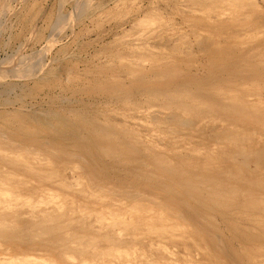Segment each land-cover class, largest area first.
I'll list each match as a JSON object with an SVG mask.
<instances>
[{
  "label": "bare ground",
  "instance_id": "bare-ground-1",
  "mask_svg": "<svg viewBox=\"0 0 264 264\" xmlns=\"http://www.w3.org/2000/svg\"><path fill=\"white\" fill-rule=\"evenodd\" d=\"M127 1L105 17L129 14ZM150 4L128 20L129 55L71 77L122 109L67 110L71 147L27 139L54 112L0 111V264H264V0ZM114 164L129 169L118 186Z\"/></svg>",
  "mask_w": 264,
  "mask_h": 264
},
{
  "label": "rangeland",
  "instance_id": "rangeland-1",
  "mask_svg": "<svg viewBox=\"0 0 264 264\" xmlns=\"http://www.w3.org/2000/svg\"><path fill=\"white\" fill-rule=\"evenodd\" d=\"M150 1L152 0H128L124 2V4H126L125 7L131 8L130 13L125 16L118 13L117 16L111 17L110 19L105 17L106 13L111 8H114L119 0H6V5L9 4V7L12 6L9 9L11 13L9 11L7 12L8 6H6L7 10H2L3 13L0 10V105L3 103V106H0V111L9 113L13 112L14 108V111L22 110V114H33L34 119H36L35 116H41L46 112H54L53 115L58 118L52 117L53 115H51V117L47 118L49 121L42 117H40V120L43 122L40 120H35L36 122H33V120H31L29 124L33 126L35 134L29 137L27 136V139L36 138L37 140H49L53 138L49 141L54 142L56 147H68V145L71 147L72 142L70 143L68 141L73 140L71 138L72 136L68 137L62 130L65 125L64 123L69 120L67 119L63 123L61 121L62 119L63 121L66 119L65 112H67V110H80L79 112L87 116L91 115V112H94L93 115L98 114L99 117V110L100 107H103L102 105L108 106V108L111 107L110 109H112L113 115L116 113V108L122 110L121 104L116 103L117 100H115L114 97L112 101V96L110 97V95L106 93L103 94L100 92L99 95V91L96 92L92 89L84 91L79 89L77 85H82L83 81L81 79L77 80L78 78L74 81L71 77L81 74L84 69L83 66L87 64V62L90 66H97L107 62L108 59H116L129 55L131 49L129 48V39H127L130 27L128 20L132 19L133 15L139 16L145 11L155 9L156 6L150 4ZM120 10L122 9H119V11ZM96 19L100 20L96 21ZM99 25L102 27H98ZM66 65H71L72 67L68 66L69 68L63 69ZM27 66H32L33 69H36L37 77L41 80L39 84H35L33 82L35 80H33L32 77L25 76L24 78V74L20 73ZM16 72H18V74ZM201 72L203 71H195V74L198 75L199 73V75H201ZM20 74L23 78H21ZM67 76H70L68 78L71 80H68ZM15 82L18 86L15 85ZM67 85L68 88L70 85L76 86V88L71 86L73 89L70 87V90L66 88ZM125 85H130L128 80L124 81V86ZM32 87L34 88V93L29 96V88ZM130 87H132L131 89H133V91ZM127 88L128 91L134 92L133 94L140 92L139 88L135 86H127ZM72 92L73 94H70ZM87 93L89 95H87ZM11 97L13 99H11ZM59 103H61V105ZM81 104L83 106H79ZM86 107L89 109H86ZM61 114L64 116L62 117ZM113 117L118 119L120 115L116 114ZM56 119H58V121H56ZM135 119L136 118H133V122H136ZM1 122L0 120V127L4 128L5 126L3 122ZM45 122L53 125V127H49L52 128V133L47 127L46 129L44 125L41 124ZM57 127L60 128L62 132L60 129L57 130ZM44 128L47 131H45ZM56 131L57 133L60 131V134H57ZM13 132H7L10 138L12 137L15 140L17 137L21 136L18 135L19 133ZM110 166L106 168L109 174L111 173L107 176V183H118L119 179H126L125 176L129 169H127L125 165L111 166L112 170ZM122 168L123 170H121ZM125 170L126 173L122 174ZM116 185L118 186L120 184L118 183ZM146 189L149 190L152 195H156V197H160V199L163 198L165 201L170 202L172 199L174 200L171 196H165L169 194L162 189L160 190V188L153 187ZM190 221L192 222V220ZM215 222L223 226L222 228L219 226V228L222 230V237L226 240L228 246H233L234 244L237 245V247H234L238 248V245L241 244L234 241L235 238L225 229V224L223 222L221 223L218 217L215 218ZM194 227L200 228L195 222L193 225L188 226L189 229L196 231ZM206 238V244L210 245L209 238Z\"/></svg>",
  "mask_w": 264,
  "mask_h": 264
}]
</instances>
